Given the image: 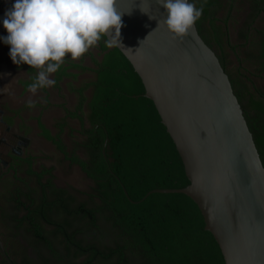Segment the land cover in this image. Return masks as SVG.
Segmentation results:
<instances>
[{
    "label": "trees",
    "instance_id": "trees-1",
    "mask_svg": "<svg viewBox=\"0 0 264 264\" xmlns=\"http://www.w3.org/2000/svg\"><path fill=\"white\" fill-rule=\"evenodd\" d=\"M189 2L204 3L195 26L229 77L264 166V0ZM105 41L78 62L66 56L52 87L63 99L56 106L64 118L55 122V134L38 123L62 172L77 168L88 186L59 185L56 166L41 163L50 156H11L0 176L7 256L13 264H224L187 196L155 193L129 201L189 182L140 78ZM84 73L92 77L75 85ZM67 79L73 105L62 94ZM0 264H8L1 252Z\"/></svg>",
    "mask_w": 264,
    "mask_h": 264
},
{
    "label": "water",
    "instance_id": "water-1",
    "mask_svg": "<svg viewBox=\"0 0 264 264\" xmlns=\"http://www.w3.org/2000/svg\"><path fill=\"white\" fill-rule=\"evenodd\" d=\"M115 8L124 14L122 47H114L140 78L143 96L152 101L189 182L180 189L152 190L139 202L123 187L124 195L137 204L155 193L183 194L198 208L224 264H264V166L218 57L196 26L174 37L156 0H116ZM104 37L110 40L112 34ZM7 161L0 164V176ZM0 252L13 264L1 239Z\"/></svg>",
    "mask_w": 264,
    "mask_h": 264
},
{
    "label": "clouds",
    "instance_id": "clouds-1",
    "mask_svg": "<svg viewBox=\"0 0 264 264\" xmlns=\"http://www.w3.org/2000/svg\"><path fill=\"white\" fill-rule=\"evenodd\" d=\"M115 3L116 0H15L3 20L8 35L0 39L9 45L13 64H27L37 70L27 85L28 92L35 95L40 89L55 86L57 81L50 77L65 64L66 56L73 61L82 58L109 33L112 38L105 41L106 46L122 47L120 30L124 13L116 10ZM156 3L163 7L161 15L166 18L162 23L174 37L187 35L204 8V3L197 7L189 0H156ZM149 18L156 19L152 15ZM160 23L158 20L157 27ZM42 99L47 103L46 98ZM25 106L32 109L36 101L29 99Z\"/></svg>",
    "mask_w": 264,
    "mask_h": 264
},
{
    "label": "crops",
    "instance_id": "crops-1",
    "mask_svg": "<svg viewBox=\"0 0 264 264\" xmlns=\"http://www.w3.org/2000/svg\"><path fill=\"white\" fill-rule=\"evenodd\" d=\"M2 24L0 21V28ZM6 34L3 27V30H0V37H5ZM36 73L37 70L31 69L27 64H13L7 45L0 39V164L4 165L2 161H7L6 157L10 158L5 167L3 166L4 170L11 163V156L28 154L30 151L26 145L28 142L26 138L31 129L29 122L35 121L37 127L35 135L38 138H41L38 123L41 122L48 128L44 118L45 111L50 109L51 87L45 88V90L40 89L35 95L27 91L26 84L32 82L31 78ZM42 98H46L47 103H44ZM29 99L36 101V106L32 109L25 106ZM35 112H37L36 115L33 114ZM19 131L24 136L20 137ZM51 133L55 134L56 132L51 131Z\"/></svg>",
    "mask_w": 264,
    "mask_h": 264
},
{
    "label": "rangeland",
    "instance_id": "rangeland-1",
    "mask_svg": "<svg viewBox=\"0 0 264 264\" xmlns=\"http://www.w3.org/2000/svg\"><path fill=\"white\" fill-rule=\"evenodd\" d=\"M15 2V0H4V2L0 5V21H2L5 18V12L10 9L13 5V3ZM0 30H3V24L1 25ZM8 35V33L6 34V36ZM8 49H9V45H7ZM94 53L96 52L94 49L92 50ZM96 54V53H95ZM69 57V56H68ZM75 62H78V60H76ZM85 65H91L89 63L88 59H85L84 62ZM53 75L50 78H53ZM92 77L91 74L89 73H84L81 74L78 77V81H76L74 84L78 85L79 82L83 81V80H87L90 79ZM69 79L65 80L62 83V94L65 95V97H67L66 100H68L69 104L73 105L74 101H75V97L73 95L70 94L69 90L66 89L65 84L66 82L68 83ZM63 101V99L60 97V95L58 94V91L55 90L54 88L52 89L51 87V94H50V109L49 111H45V122L48 125V128L51 129V131L53 133L56 132V130L54 129V124L55 122H57L59 119L64 118V113L62 111V109L58 108L56 105H59L61 102ZM37 112L33 113L34 115H36ZM68 123L73 126V127H77L78 128V123L76 120H70L68 121ZM31 129L29 130V134L27 135L26 140L27 142V148L30 150L28 152V154H33L35 156H50L51 159L50 161L47 160H42L41 163H44L47 166H52L55 165L56 166V181L59 185L62 186H74L78 189H86V187L88 186V183L86 182V180L82 177L81 173L79 172V170L76 168L71 172H62V169H60V167L57 165V160L59 158V153L56 150V148L51 144V143H47L46 141H44L42 138H38L35 133L37 130V127L35 125V121L33 122H29ZM20 132V131H19ZM22 135L24 136L23 133H19V136L22 137ZM21 152V151H20ZM23 152V151H22ZM21 152V153H22ZM2 190V189H1ZM0 232L2 233H6V230L4 227L0 226Z\"/></svg>",
    "mask_w": 264,
    "mask_h": 264
}]
</instances>
